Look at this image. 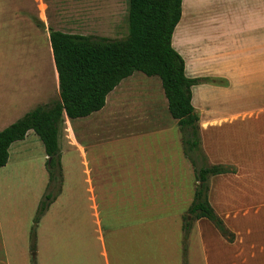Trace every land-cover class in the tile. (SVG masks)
Masks as SVG:
<instances>
[{"label": "rangeland", "instance_id": "374dc122", "mask_svg": "<svg viewBox=\"0 0 264 264\" xmlns=\"http://www.w3.org/2000/svg\"><path fill=\"white\" fill-rule=\"evenodd\" d=\"M245 4L250 16L255 0H245ZM256 4L264 8V0H256ZM240 6L241 0L237 2L236 0H183V13L173 34L175 38L173 46L185 62L188 52V55L192 54L194 61L196 58L205 60L207 71L228 72L235 81L230 91L217 88L221 86L218 83L224 82L223 80L229 84L227 79L217 76H209V80H204V83L193 87L195 96L193 104L195 102L201 121L213 120L218 115V110L221 116H231L237 112H260L264 108V77H260L261 85L252 84L255 78L253 75H257V71L260 75H264V59L258 58L259 55L264 56V29H236L235 16H239ZM128 8L129 0H0V106L17 101L18 109L15 111L14 119H19L27 111L39 105L49 106L59 99V87L54 81L56 70L49 28L108 39H121L128 34ZM208 12H211L209 25ZM36 20H41L45 26H40ZM189 29L193 30L194 36H199L205 29V43L188 41ZM240 72H249L247 75L252 76L239 77ZM187 75L192 74L188 72ZM133 77L136 80L137 91H144L142 84L136 79L138 77L144 81L151 80L152 85L155 82L154 85L159 87L158 76H148L136 71ZM198 77L205 76L198 75ZM256 81L259 82V78H256ZM36 89H43L42 98L37 96ZM39 98L40 101L34 104ZM162 106L165 108V103ZM164 108L161 109L162 118L165 116ZM104 111L105 113L74 122L67 121L61 127L59 145L62 155L64 153L62 160L66 181H63L62 186L65 195L60 201L62 202L60 206L57 198L44 218L42 217L44 220H40L37 226L38 238L36 237V249L31 252V264H44V262L46 264H77V262L107 264L106 257L102 256L100 251L98 204L93 202L90 196L87 167L77 148L70 147L77 141L85 147L88 167L95 168V176L100 178L102 173L105 174L104 182L102 180L97 182L99 188L104 184L103 191L106 192L99 197L100 213L106 228H109L111 223L120 227L121 264H126L124 240L128 229L127 190H119L118 195L114 180L116 174L114 175L113 170L124 165L128 147L126 141L101 143L104 141V138H100L104 131L101 122L112 114L119 116L120 109L109 101ZM145 112L148 113L149 109L147 108ZM170 118L173 123L177 122L172 116ZM242 119L244 118L236 119L234 122L231 120L233 125L224 123L221 127H209L202 131V146L214 152H218V147L228 152H233L236 148L239 150L236 154L243 162L250 160L243 155L251 154L253 130L250 123L257 118L248 117L243 122ZM260 119H264V114ZM117 120L120 119L115 118V122L110 127L113 132L120 133L124 125ZM239 124L245 129L239 131ZM177 127L182 138L178 123ZM26 144L28 147L20 153L19 158L12 153L11 165L15 160L20 162L18 165L21 167L20 174L32 189L31 197L38 195L40 202L47 191V184H43L41 176L38 175V168L41 170V165L45 161V149L34 131L27 138ZM194 186L196 189V179ZM129 187L131 188L132 185L128 186L127 183L123 185L124 189ZM245 190L247 195L251 196V189ZM148 191L152 196V190ZM133 200L136 201L129 198L130 264H169L165 259L154 260L152 256L156 247L152 240L148 249L143 246L144 237L141 233L148 236L152 233L155 235V230L160 229L159 225L161 227L160 218L158 224L155 221L154 204L152 202L148 204V200L140 197L138 204L141 205L142 210L143 204H146L143 215H139V206L137 201L134 203ZM36 212L37 210L33 214V220ZM186 214L187 212L183 217ZM138 218L141 225L138 224ZM32 226L29 229L30 234ZM52 237L57 247L50 252V247L53 246ZM141 239L143 243H140ZM37 242L40 246L42 244L46 260L41 261L40 254H36L40 252ZM29 244L31 246L30 235Z\"/></svg>", "mask_w": 264, "mask_h": 264}, {"label": "crops", "instance_id": "0c3cea01", "mask_svg": "<svg viewBox=\"0 0 264 264\" xmlns=\"http://www.w3.org/2000/svg\"><path fill=\"white\" fill-rule=\"evenodd\" d=\"M247 11L248 7L245 4V0H241L239 16H235V28L264 29V8L257 5L255 0V6H253L250 16ZM207 16V24L209 25L211 23V12H208ZM205 33L204 29L199 36H194L193 30L189 29L188 41H198L204 44ZM174 41L175 38L173 36V44ZM188 54L186 52L185 69L187 73L190 72L192 74L189 77L202 75L205 77L201 78H208L207 80L210 79L209 76L222 77L227 79L229 84H227L226 80H223L224 82L218 83L221 86L217 88L230 91L234 87L235 81L228 75V72L217 71V73H211L207 71L205 60L196 58L195 62L192 54ZM258 58L264 59V56L259 55ZM133 74L121 80L107 95L106 103L102 109L87 117L74 120H70L65 115L63 124L67 121L74 122L102 112L105 113L104 109H106L109 101L114 106L119 107V116L112 114L113 116L106 117L105 121L101 122L104 131L101 133L100 138H104L101 143L117 140L126 141L125 143L128 147L124 165L118 166L113 170L114 175L116 174L114 180L116 181L117 189L115 190L118 191V195L120 194L119 190H127L128 229L124 240L126 244V264H130L129 198L130 200L131 198L135 199L138 204L140 197L148 200V204L151 202L154 204L155 221L158 224L160 218L161 222V227L159 225L160 229L155 230V235L152 233L148 236L141 233V236L144 237V248L148 249L149 242L152 240L156 247L152 256L154 260L160 259L164 261L165 259L169 264H182L183 215L187 212L194 198V167L184 154L181 134L177 127L178 120L174 118L177 121L176 123L171 121L168 100L165 98L164 90H162L161 79L158 81L159 87H156L154 85L155 82L152 85L151 80L144 81L141 77H138L136 79L142 84L144 91H137L135 90L136 80ZM247 74L249 72H240L239 77L252 76ZM258 75H260L259 71H257V75H253V78H255L252 84L261 85L260 81L262 78L260 77H264V75ZM256 78H259V82L256 81ZM54 81L56 86L59 87L57 70ZM202 83L204 82L202 81L197 85ZM193 87L192 103L195 99ZM42 90H35L40 98L43 96ZM163 93L164 95H161ZM40 98L34 104L40 101ZM164 103L165 108L162 106ZM193 105L196 108L195 102ZM147 108L149 109L148 113L145 112ZM163 108L165 116L162 118L161 109ZM216 108L218 109V105ZM17 109V101L0 106V131L17 120L14 119ZM217 114L211 121L200 120L201 133L209 127H221L224 123L233 125V122L239 118H244L242 122L248 117L257 118L255 120L252 119L253 121L250 123V126H252L251 130H253V146L250 155H243L246 158H250V160L245 162L236 154L239 153L236 148L233 149V152H228L218 147V152H214L202 146L211 164L220 163L235 168V172L211 176L212 178H209L210 188L208 194L209 202L216 213L223 219L227 228L233 233L234 239L232 241L227 240L208 218L196 219L188 235L187 263L264 264V119H260L262 114H264V108L260 112H237L231 116H221L218 110ZM115 118H119L120 120L117 121L124 125L123 131L120 133L113 132L112 127H110L115 122ZM231 120L233 122H230ZM243 127L239 124V131L245 129ZM234 129L237 131L236 128ZM32 131L34 130H29L24 139L11 144L9 160L6 165L0 167V264H31L29 229L33 224V214L37 210L40 197L38 195L34 196V198L31 197L32 189L26 179L20 174L21 167H18L20 162L15 160L14 164L11 165V155L13 153L16 158L20 157V153L28 147L26 140ZM114 135L116 136L114 137ZM70 147L77 148L78 152L81 153L82 159H84L87 167L90 196L92 201L98 204L97 218L100 227L98 237L101 241V255L106 257L107 264H121L120 251L122 252V242L119 237L120 227L111 223L110 227L106 228L100 213L99 197H102V193L105 195L106 192L103 191L104 184L99 188L97 182L98 180L104 182L105 174L102 173L99 178L94 174L95 168L91 169L88 167L87 153L80 141L75 142ZM63 156L64 153L61 161L65 182ZM44 159L41 170L38 168V175L41 176L43 184H48L47 155L44 156ZM126 183L128 186L129 184L132 185V187L124 189L123 185ZM188 183L190 184L189 189ZM246 188L251 189V196L247 195ZM147 190H152V196ZM64 191V186H62V190L57 196L58 202L64 197ZM61 203H58L59 206ZM52 204L49 209L53 206ZM145 204H143V210L141 205L138 204L139 215H143ZM43 218H41V221L44 220ZM151 218L154 220V216ZM137 221L141 225L139 218ZM52 241L53 246L50 247V252H53L55 247H57L54 238ZM143 242L141 239L140 243ZM37 248L40 252L36 254H40L41 261L46 260L42 244L40 246L39 242H37ZM159 253L162 255H159ZM49 256L51 258V253H49ZM53 259L51 258V260ZM44 264L46 263L44 262Z\"/></svg>", "mask_w": 264, "mask_h": 264}, {"label": "trees", "instance_id": "16d2710c", "mask_svg": "<svg viewBox=\"0 0 264 264\" xmlns=\"http://www.w3.org/2000/svg\"><path fill=\"white\" fill-rule=\"evenodd\" d=\"M183 0H129L128 34L108 39L49 28V39L58 73L59 99L39 105L0 131V167L9 160V148L34 130L47 155V191L39 202L31 230V252L36 249L37 226L62 190L64 181L59 133L66 115L70 120L102 109L107 95L136 71L161 79L168 109L182 131L185 156L191 161L197 186L183 217V264L193 221L208 218L229 241L234 239L209 202V178L235 172L224 164H211L202 148L200 115L192 103V87L208 78L189 77L185 60L172 43L182 17ZM44 27V22L36 20ZM32 259H34L32 257ZM36 263V259H35Z\"/></svg>", "mask_w": 264, "mask_h": 264}]
</instances>
